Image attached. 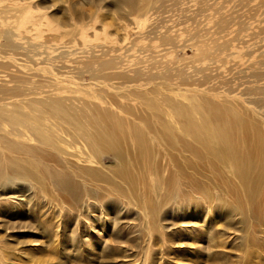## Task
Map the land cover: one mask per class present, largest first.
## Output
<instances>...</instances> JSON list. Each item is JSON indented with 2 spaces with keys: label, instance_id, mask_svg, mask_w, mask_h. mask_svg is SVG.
<instances>
[{
  "label": "rangeland",
  "instance_id": "374dc122",
  "mask_svg": "<svg viewBox=\"0 0 264 264\" xmlns=\"http://www.w3.org/2000/svg\"><path fill=\"white\" fill-rule=\"evenodd\" d=\"M27 88L28 97L7 94ZM49 97L97 106L132 128L149 123L159 137L158 116L175 120L173 100L186 109L193 101L235 107L263 124L264 0H137L134 12L123 0H0V107ZM150 98L159 112L149 110ZM3 121L0 136L10 129ZM160 144L154 161L168 179L175 167L157 154ZM49 155L45 164L64 172L60 156ZM25 158L11 165L26 170L16 181L0 157V264H264V186L252 204L232 172L189 169L180 179L186 198L179 209L160 208L154 231L125 186L126 197L104 184L72 190ZM102 163L108 174L118 165L110 155ZM109 199L114 211L104 209Z\"/></svg>",
  "mask_w": 264,
  "mask_h": 264
},
{
  "label": "bare ground",
  "instance_id": "6f19581e",
  "mask_svg": "<svg viewBox=\"0 0 264 264\" xmlns=\"http://www.w3.org/2000/svg\"><path fill=\"white\" fill-rule=\"evenodd\" d=\"M123 1L129 11L136 10L137 0ZM6 47L12 52L18 49L11 38ZM110 66V63L101 64L105 69ZM29 93L31 91L28 88L22 93L20 90L7 92L15 97L23 95L28 97ZM32 94H35L34 90ZM146 103L149 110L153 107L152 111H160L161 104L158 106L159 103L153 102V99H146ZM169 104L170 106L172 104L175 120L171 119L168 111L170 119L166 114L158 116L160 130L157 132L160 133V137L155 133L151 134L153 129L149 123L145 128H132V125L129 126L124 120L114 118L106 110L101 111L97 106L84 104V108L76 109L74 105L67 104L60 97H49L42 101L21 100L18 105L4 104L0 107L2 119L0 121L4 120L10 129L4 130L5 133L0 136V157H3L4 165L13 170L16 181L26 170L19 171L11 165L17 160L25 162L27 161L25 156H29L33 158L36 169L44 165L46 179L68 186L72 190L77 187L82 190L88 186L97 188L98 185L101 187L104 184L111 193L126 197L122 189L125 186L129 204L136 206L139 211H144L143 216L150 220L151 229L154 231L157 230L160 208L172 206L173 209H179L180 199L186 198L180 194V179L187 178L186 173L189 169L199 170V166L204 164L203 167L209 166L214 175L221 176L226 170L232 172L244 198L249 199L252 204L257 202L261 197L257 190L264 186V123L252 118L245 119L234 109L235 107L222 109L213 103L209 102L206 105L199 101H193L191 106H188L189 109L174 100ZM25 105L29 111L19 107ZM9 106L18 111L8 109ZM33 108L39 112L38 115L31 112ZM194 113H198V116H194ZM158 139L161 146L157 154L163 151L170 159L171 166L175 167L171 179H167L166 173L158 172V164L156 165L154 161V143ZM2 150H7L13 157H4ZM51 151L60 156L61 163L57 164L64 172L45 164L44 161L52 158L49 155ZM176 151L179 157L172 154ZM103 155H110L118 164L111 174L104 169ZM136 171H140L141 174L137 175ZM3 177L2 168L0 181ZM175 184L176 187L172 188ZM196 184L201 189L204 187L205 191V184L201 181H197ZM141 188L143 190H140ZM98 190H89L90 198L100 196ZM77 191L79 192L78 189ZM204 194L207 196L206 205H211L213 202L211 193ZM110 195L106 194L109 197ZM112 203L113 199L106 200L103 204L104 209L114 211ZM195 205L198 208L201 204Z\"/></svg>",
  "mask_w": 264,
  "mask_h": 264
}]
</instances>
